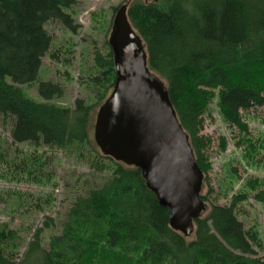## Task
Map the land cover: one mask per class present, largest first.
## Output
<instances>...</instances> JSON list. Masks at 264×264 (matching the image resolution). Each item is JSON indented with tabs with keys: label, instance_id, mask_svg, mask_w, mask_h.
Here are the masks:
<instances>
[{
	"label": "trees",
	"instance_id": "16d2710c",
	"mask_svg": "<svg viewBox=\"0 0 264 264\" xmlns=\"http://www.w3.org/2000/svg\"><path fill=\"white\" fill-rule=\"evenodd\" d=\"M78 2L0 0V126L13 143L64 151L88 170L76 171L72 183L63 180L65 213L45 216L24 252L21 231L0 224V264H264L262 238L239 217L249 196H233L229 205L210 202L212 139L204 134L212 105L224 123L245 135L243 114L264 106V0H131L128 8L149 69L166 83L204 173L201 198L208 207L189 238L172 229L170 211L146 187L141 170L105 156L91 137L92 112L108 98L116 77L109 44L106 54L95 50L86 73L95 100L57 105L53 100L63 87L39 80L43 59L59 60L46 26L59 23L77 33L72 11ZM31 84L41 101L21 87ZM244 144L250 160L264 150L249 140ZM33 154L29 178L55 179L43 171V156ZM247 186L264 206V181L252 179Z\"/></svg>",
	"mask_w": 264,
	"mask_h": 264
},
{
	"label": "rangeland",
	"instance_id": "374dc122",
	"mask_svg": "<svg viewBox=\"0 0 264 264\" xmlns=\"http://www.w3.org/2000/svg\"><path fill=\"white\" fill-rule=\"evenodd\" d=\"M78 1L72 11L76 23L80 26L77 33L69 32L59 23H49L46 26L53 37L51 53L58 54L59 60H51L46 56L39 73L40 81L59 83L63 87L64 94L53 102L64 107L73 106L79 98H96L95 90L88 86L86 75L94 65L93 53L95 50L102 54L108 52L106 43L116 9L122 4H131V0ZM21 87L30 98L41 101L37 84ZM100 106L93 111V139ZM243 119L249 127L247 135L224 123L214 105L211 106L210 115L206 117L204 134L212 139L208 156L214 165L210 179L215 191L210 197V202L229 205L233 196L246 193L249 198L239 205V217L245 222L248 230L255 228L264 243V206L254 200L253 193L247 186L252 179L264 181V150L250 160L249 150L244 144L249 140L250 143L264 147V106L244 113ZM238 142H243V145H237ZM224 143L226 145L223 147ZM33 153L43 156L46 161L43 171L53 172L55 179L49 182L47 174L32 175L29 178V166L35 162ZM76 171L82 173L88 170L85 166L77 164L75 159L70 160L64 151L49 147L36 150L29 144H15L8 129L0 126V224L10 222L13 229L21 231L23 252L25 244L32 240L36 229L42 226L45 216L65 213L63 200L66 192L63 180L74 182ZM48 195H52L53 199L51 210L45 205ZM35 204H39L41 209L38 210ZM259 257L264 258V253H260Z\"/></svg>",
	"mask_w": 264,
	"mask_h": 264
},
{
	"label": "water",
	"instance_id": "95a60500",
	"mask_svg": "<svg viewBox=\"0 0 264 264\" xmlns=\"http://www.w3.org/2000/svg\"><path fill=\"white\" fill-rule=\"evenodd\" d=\"M121 5L108 39L116 78L99 108L94 139L107 157L141 170L147 187L171 213L170 225L189 238L207 210L204 173L171 102L166 83L149 69L139 34Z\"/></svg>",
	"mask_w": 264,
	"mask_h": 264
},
{
	"label": "bare ground",
	"instance_id": "6f19581e",
	"mask_svg": "<svg viewBox=\"0 0 264 264\" xmlns=\"http://www.w3.org/2000/svg\"><path fill=\"white\" fill-rule=\"evenodd\" d=\"M127 6H128V8H129V4H126ZM114 82H115V80H114ZM93 113L94 112H92V115H93ZM98 113V112H97ZM136 168V167H135ZM138 169V168H137ZM140 170V169H139ZM141 175H142V173H141ZM142 178H143V176H142ZM143 180H144V178H143ZM145 181V180H144ZM145 184H146V182H145ZM146 187H147V185H146ZM148 188V187H147ZM149 189V188H148ZM150 190V189H149ZM151 191V190H150ZM151 193H152V191H151ZM154 194V193H153ZM155 195V194H154ZM156 196V195H155ZM156 198H157V196H156ZM158 200V199H157ZM170 216H171V213H170ZM203 217V216H202ZM201 218V217H200ZM194 225H195V222H194ZM171 226V225H170ZM195 229H196V225H195ZM195 232V231H194ZM194 234V233H193Z\"/></svg>",
	"mask_w": 264,
	"mask_h": 264
}]
</instances>
